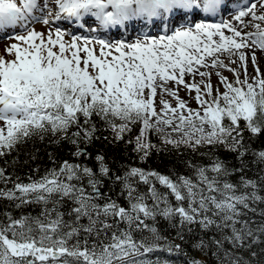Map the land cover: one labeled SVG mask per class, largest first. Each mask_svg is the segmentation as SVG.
Segmentation results:
<instances>
[{
    "label": "snow or ice",
    "instance_id": "1",
    "mask_svg": "<svg viewBox=\"0 0 264 264\" xmlns=\"http://www.w3.org/2000/svg\"><path fill=\"white\" fill-rule=\"evenodd\" d=\"M233 3L0 0V158L46 139L68 144L71 157L49 153L53 167L27 182L0 167V200L10 202L0 264H173L148 258L182 251L160 235L158 217L181 241L194 226L211 232L195 247L215 264H264V147L254 146L264 136V0ZM218 15L229 18L207 22ZM138 20L162 34L132 28ZM114 28L131 38L112 39ZM101 130L141 162L159 150L156 134L175 149L223 147L237 163L188 162L194 175L175 179L132 164L113 171L105 153L89 151ZM31 205L38 214L23 212Z\"/></svg>",
    "mask_w": 264,
    "mask_h": 264
},
{
    "label": "trees",
    "instance_id": "2",
    "mask_svg": "<svg viewBox=\"0 0 264 264\" xmlns=\"http://www.w3.org/2000/svg\"><path fill=\"white\" fill-rule=\"evenodd\" d=\"M100 136V139L93 142V145L89 148V151L95 155L97 152L105 153L106 159L110 162L113 167V171L117 167L123 168L129 164L140 166L146 170H156L163 174L172 176L175 179L180 175H194L193 170L188 166V162L195 164H208L211 159L214 157H219L224 160L230 166L236 165L235 156L233 153L226 151L223 147H216L209 149L207 147L201 148L199 152H192L190 149L181 147L180 149H175L172 146H164L160 143V139L156 134H152L151 139L154 144L158 145L159 150H154L145 162H141L137 159L136 154L132 151L131 146L126 145L123 142L120 143H110L108 140H105L104 137H111L109 131L101 130L97 133ZM247 138V134H246ZM254 146L264 147V136L259 138H254ZM70 146L66 143H61L59 145L51 144L46 139L44 141L32 140L27 144L20 146L16 151L11 155L0 158V167L7 166L9 173L15 178L19 176L23 181L27 182V177L33 175L34 178L38 175H42L45 169L53 167L52 162L49 160V153H53L57 159V162L62 161L63 159H71L69 156ZM35 157L34 159H29V157ZM15 160V163L13 161ZM7 162V165H6ZM89 166H91L92 161H87ZM39 168V173H34L33 170ZM257 168L255 165H252L250 170L247 172V175L255 178ZM233 182L238 181V176H232L230 178ZM11 187V185H8ZM2 187V185H0ZM114 191L112 192L113 197L115 198L116 192L119 189L113 185ZM145 185H140V191H146ZM157 188L163 192L166 191L165 188L157 184ZM107 191V189L105 190ZM174 202V201H173ZM151 203V201H149ZM10 207V202L7 200H0V211L8 210ZM264 207V205H261ZM40 205H31L25 206L23 209L24 213L31 212L33 215L38 214L40 211ZM14 215H19L21 210L12 209ZM259 220V217H256ZM152 223V221H149ZM155 226L158 228L160 235L168 238L169 241L174 243L181 244L182 251L178 254L169 255L168 253H153L149 255V259H156L160 257L161 259H169L173 261V264H187L192 258H200L207 262V264H215L216 258L211 255V251H208L207 254L201 252L195 245L200 239L205 241L209 239L212 235L211 232L208 235H205L198 227H193L192 232L184 233V240L181 241L176 235V228L173 227V223L165 220L163 217H158L155 221ZM144 235L148 236L149 233H137V237ZM163 242V241H162ZM261 247H264L262 245ZM247 256V253H242Z\"/></svg>",
    "mask_w": 264,
    "mask_h": 264
},
{
    "label": "bare ground",
    "instance_id": "3",
    "mask_svg": "<svg viewBox=\"0 0 264 264\" xmlns=\"http://www.w3.org/2000/svg\"><path fill=\"white\" fill-rule=\"evenodd\" d=\"M247 2H248V0H234V3L231 5V7H232L233 10H234L236 4H241V5H243V4H246ZM201 15H203V14H201ZM222 18H229V17L224 16V15H218V16H216V17H210L209 20H208L207 22H219L220 19H222ZM61 23H62V22H57V24H61ZM130 24H131V27H132V28H135V29H141V27H142L143 25L146 24L147 27H144V28H143V31H151L153 34H155L156 32H160V33L162 34V30H161V29L153 28V27L151 26V22H146V21H143V20H138V21L130 22ZM63 26H64V27H67V24L64 23ZM72 27H73V29H74V28L77 27V25H75V23H73V24H72ZM129 30H131V29H129V28H119V29L114 28V29H112V30L110 31L109 36H110L112 39H117V38H119V39H123V38H131V37H129V34H128ZM77 34H79V33H77ZM135 35H136V32H132V36H135ZM105 38H108V37H105ZM3 45H4V44H3ZM3 45L0 46V47H3ZM261 67H262V70H264V61H262V63H261ZM183 94H184V93H183Z\"/></svg>",
    "mask_w": 264,
    "mask_h": 264
},
{
    "label": "rangeland",
    "instance_id": "4",
    "mask_svg": "<svg viewBox=\"0 0 264 264\" xmlns=\"http://www.w3.org/2000/svg\"><path fill=\"white\" fill-rule=\"evenodd\" d=\"M37 27H39V25ZM5 42H7V41L4 40V39H0V46H2ZM0 48H2V47H0ZM225 75L231 76V74L227 73V72H225ZM213 82L215 83V77H213ZM181 95L182 96L184 95L183 92H181ZM192 106L195 107V103L194 102L192 103Z\"/></svg>",
    "mask_w": 264,
    "mask_h": 264
}]
</instances>
